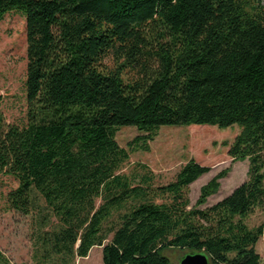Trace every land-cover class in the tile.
I'll return each mask as SVG.
<instances>
[{
  "label": "trees",
  "instance_id": "16d2710c",
  "mask_svg": "<svg viewBox=\"0 0 264 264\" xmlns=\"http://www.w3.org/2000/svg\"><path fill=\"white\" fill-rule=\"evenodd\" d=\"M12 10L25 14L28 114L18 128L0 113V175L18 183L9 209L34 215L33 264L94 247L103 264H264V223L248 224L264 212V0H0V22ZM127 126L145 134L128 151L115 141ZM162 126L239 127L228 155L247 180L199 209L227 170L193 207L189 186L209 172L193 160L160 187L145 165L121 174Z\"/></svg>",
  "mask_w": 264,
  "mask_h": 264
},
{
  "label": "rangeland",
  "instance_id": "374dc122",
  "mask_svg": "<svg viewBox=\"0 0 264 264\" xmlns=\"http://www.w3.org/2000/svg\"><path fill=\"white\" fill-rule=\"evenodd\" d=\"M26 49L25 14L12 10L0 22V113L5 127L21 128L27 124ZM239 132L237 126L224 130L213 126H162L146 142L147 151L131 150L120 173L131 175L137 165H145L154 175L153 187H160L173 182L181 167L193 160L209 168V172L189 186L188 198L190 207H193L200 189L217 174L227 170L226 176L219 180L217 193L198 208L211 207L247 180V161L233 162L228 155L229 147ZM143 136L145 134L134 127H118L115 141L120 148L128 151V144ZM17 185L13 177L0 175V264H33L34 215H22L10 210L7 204L8 193ZM262 223L264 212L260 211H255L248 220L249 226ZM101 252L102 247H94L87 257L77 258L75 264H103ZM256 253L264 262V234L256 245ZM182 255H178L179 259Z\"/></svg>",
  "mask_w": 264,
  "mask_h": 264
},
{
  "label": "water",
  "instance_id": "95a60500",
  "mask_svg": "<svg viewBox=\"0 0 264 264\" xmlns=\"http://www.w3.org/2000/svg\"><path fill=\"white\" fill-rule=\"evenodd\" d=\"M178 264H209V261L202 253H187L178 260Z\"/></svg>",
  "mask_w": 264,
  "mask_h": 264
}]
</instances>
